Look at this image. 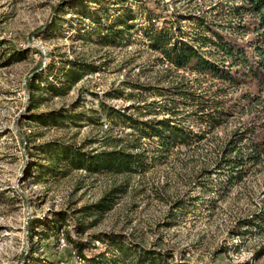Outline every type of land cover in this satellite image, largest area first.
I'll return each mask as SVG.
<instances>
[{
  "label": "rangeland",
  "instance_id": "rangeland-1",
  "mask_svg": "<svg viewBox=\"0 0 264 264\" xmlns=\"http://www.w3.org/2000/svg\"><path fill=\"white\" fill-rule=\"evenodd\" d=\"M67 1L0 0V58L12 49L24 54L21 62L0 65V264H85L64 239L68 229L76 237L77 226L85 229L82 237L91 236L92 241L103 234L120 237L138 249L162 247V251H172L171 262L264 264V259L254 262L256 252L264 249V166L249 167L241 180H232L228 171L206 167L216 148L212 139L191 149H176L166 157L152 160L150 156L145 174L91 175L73 171L63 177L59 173L44 175L38 170V164L52 166L48 156L36 150L44 143L60 142L83 147L87 152L108 148L104 144L108 136L120 135L124 129L108 120L102 105L132 113V106L142 98L149 102L170 98L160 96L169 89V83L157 82L165 67L157 66L159 56L142 46L135 30L131 31V44L112 45L98 35L105 32L103 26L90 19L82 20L81 9L67 7L58 13ZM143 1L126 0L120 5H115L118 0L87 3L92 12L107 16L103 13L107 11L115 19L127 6L137 12ZM162 1L179 16L217 14L212 10L217 1ZM175 15L170 18L183 32L190 34L196 29L193 23L182 21L186 17L182 22L174 20ZM56 16L65 20L61 22L63 28L44 34ZM108 20L101 24L112 26ZM93 28L98 33L92 35ZM83 29L89 30L91 40L80 36H84ZM51 59L56 78L51 76L49 82L69 84L68 90L55 98L47 92L36 94L33 104L38 107L31 110L27 84ZM66 60L86 71L94 66L97 72L86 73L78 83L70 85L63 82ZM42 82V86H48V81ZM149 87L153 90L148 91ZM60 109L82 113L81 126L76 127L70 120L58 127L32 121L34 114ZM241 119L233 118L228 128L238 125ZM186 124L192 125L191 121ZM205 129L206 126L202 128ZM150 146L149 154L157 156L156 145ZM113 189L116 192L110 196H115L116 205L110 211L101 215L81 213L84 208L91 212ZM63 217L65 223L58 225V232L49 240L42 239V232ZM248 220L252 221L250 226L245 223ZM95 245L103 248L99 242L95 241ZM116 253L114 250L109 256Z\"/></svg>",
  "mask_w": 264,
  "mask_h": 264
},
{
  "label": "trees",
  "instance_id": "trees-1",
  "mask_svg": "<svg viewBox=\"0 0 264 264\" xmlns=\"http://www.w3.org/2000/svg\"><path fill=\"white\" fill-rule=\"evenodd\" d=\"M88 1L68 0L59 7L58 13L67 7L81 9L82 20L90 19L105 28L103 34L93 28L92 35L98 33L103 41L112 45L117 42L131 44V31L135 30L142 46L159 56L157 66L165 67L157 82L169 83V89L160 96L170 98L151 102L142 98L132 106V113L102 105L103 114L114 125L122 126L123 132L115 136L110 134L104 143L108 148L103 151L87 152L83 147L60 142L39 145L36 150L48 156L52 165L38 164L36 167L41 173L54 176L59 173L63 177L73 171H86L91 175L145 174L150 156L152 160L166 157L176 149H191L206 139L216 142L215 152L208 159L206 167L214 166L217 171H228L232 180L243 179L251 166H264V0H210L217 1L212 9L217 14L213 17L204 14L179 16L173 10L171 12L162 0H144L140 2L137 12L127 6L115 19L107 11L103 12L107 16L92 12L88 8ZM124 2L126 0H118L115 5ZM171 14L176 16V21L186 17L182 21L193 23L196 29L186 34L175 25ZM106 19L112 26L101 24ZM61 22L65 20H59L56 16L44 34L59 32L63 28ZM133 22L137 24L132 25ZM115 26L120 29L117 30ZM83 32L84 36L80 35L83 39H92L89 30L83 29ZM79 33L82 31L79 30ZM23 55L21 50L12 49L2 57L5 61L0 65L10 66L21 62ZM65 63L63 82L70 85L78 83L86 73L97 72L94 66L86 71L77 68L74 61L66 60ZM41 68L27 84L31 110L38 107L33 104L36 94L47 92L55 98L68 90L69 84L49 82L51 76L56 78L52 59L45 68ZM43 80L48 81V86H42ZM133 87L143 90L139 86ZM151 90L149 87L148 91ZM75 108L79 106L75 105ZM184 112L187 116L182 117ZM159 115L163 117L159 118ZM233 118L242 119L229 129L227 124ZM83 119L82 113H70L65 109L32 116L33 122L45 127L65 125L67 120L80 127ZM188 121L192 125H187ZM204 126L207 130H202ZM127 130L130 132L126 133ZM150 142L156 145L154 150L157 156L149 154ZM54 166H62L63 169L57 170ZM206 174L210 175L211 172L206 171ZM115 192L113 189L107 193L91 212L84 208L81 213L101 215L110 211L116 205L115 196H110ZM62 222L65 223L64 217L56 219V223L42 232L41 238L49 240L51 235L58 232V225ZM245 223L250 226L252 221ZM84 231L82 226H77L75 237L73 230H65L64 239L67 247L85 264H192L187 261L171 262L172 251H162V247L157 249L156 245L151 250L138 249L117 236H95V241L103 245V248L97 247L92 241L93 237H82ZM114 250L117 253L110 257L109 253ZM263 259L264 249L256 252L254 262Z\"/></svg>",
  "mask_w": 264,
  "mask_h": 264
}]
</instances>
